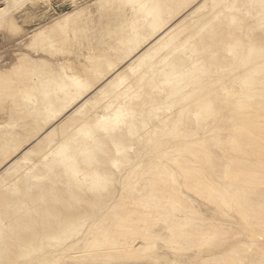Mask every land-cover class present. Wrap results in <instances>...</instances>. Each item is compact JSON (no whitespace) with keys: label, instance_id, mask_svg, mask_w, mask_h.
<instances>
[{"label":"rangeland","instance_id":"374dc122","mask_svg":"<svg viewBox=\"0 0 264 264\" xmlns=\"http://www.w3.org/2000/svg\"><path fill=\"white\" fill-rule=\"evenodd\" d=\"M0 264H264V0H0Z\"/></svg>","mask_w":264,"mask_h":264},{"label":"bare ground","instance_id":"6f19581e","mask_svg":"<svg viewBox=\"0 0 264 264\" xmlns=\"http://www.w3.org/2000/svg\"><path fill=\"white\" fill-rule=\"evenodd\" d=\"M74 73H75V80H76V83H78V84H82V81H83V74H81V71H79L78 69H75V70H74Z\"/></svg>","mask_w":264,"mask_h":264}]
</instances>
